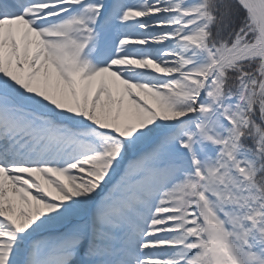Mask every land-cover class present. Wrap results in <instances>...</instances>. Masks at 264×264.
<instances>
[{"label": "snow or ice", "instance_id": "snow-or-ice-1", "mask_svg": "<svg viewBox=\"0 0 264 264\" xmlns=\"http://www.w3.org/2000/svg\"><path fill=\"white\" fill-rule=\"evenodd\" d=\"M0 264H264V0H0Z\"/></svg>", "mask_w": 264, "mask_h": 264}]
</instances>
